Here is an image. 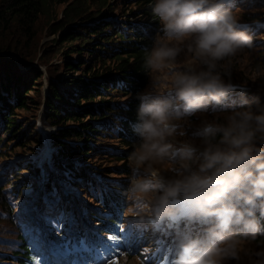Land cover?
<instances>
[{
	"label": "clouds",
	"instance_id": "9594fccd",
	"mask_svg": "<svg viewBox=\"0 0 264 264\" xmlns=\"http://www.w3.org/2000/svg\"><path fill=\"white\" fill-rule=\"evenodd\" d=\"M149 8L159 27L144 50L126 215L187 225L171 264H264V104L230 100L227 70L253 38L227 0Z\"/></svg>",
	"mask_w": 264,
	"mask_h": 264
},
{
	"label": "trees",
	"instance_id": "16d2710c",
	"mask_svg": "<svg viewBox=\"0 0 264 264\" xmlns=\"http://www.w3.org/2000/svg\"><path fill=\"white\" fill-rule=\"evenodd\" d=\"M149 1H1L0 51L16 54L20 62L30 61L33 56L39 19L45 16L48 20L54 15L55 9L63 5L61 15L54 18L52 24H48V30L50 33H58V40H54L52 44L56 45L54 53L61 55L65 72L70 75L80 73L81 76L71 81L74 87L68 91L52 85L43 109L45 124L57 127L49 134V141L55 148L52 158L57 169L61 170L59 175L74 170L78 175L83 174L81 169L77 170V160L84 164L86 169L96 166V169L100 170L99 166H93L94 163L89 161L95 160L98 154L101 159L122 162L111 171H108L107 166L101 168L107 172L105 175L129 173V167L124 162L131 151L123 145L103 146L101 139L109 141L115 134L104 129V123H98L115 116L130 114L127 109L128 96L148 83L142 67L145 50V43L141 39L143 33L139 27H130L131 22L123 20H128L130 15L138 16L133 12L131 3L137 6L135 11L142 10L147 16H152L150 8L147 7ZM113 16L116 20L110 21L109 17ZM138 22L139 20H136L135 23ZM135 34L137 43L133 41ZM19 37H22V40H19ZM84 55L90 59L85 61ZM40 77L36 73L25 76L24 72L19 73L13 60L0 58V158L5 150H8L5 154L13 152V145L27 147L31 142H35V145L42 144L33 121L30 119L20 124L16 117L19 110H28L30 103L33 104L30 92L33 90L37 93ZM106 147L114 148L116 153L110 155ZM27 164L20 160L12 165L8 164L5 170L0 169L7 174L4 181H1L3 176L0 175V240L5 242L0 244V258L11 251L13 246L24 241L21 228L16 225L19 216L6 203L4 191L9 182L12 188L17 187V182L21 185L30 182L31 186H36L35 179L31 180L20 174L26 169L33 173L30 164ZM8 175L12 181L7 178ZM20 175L23 177L21 181ZM117 188L120 191L113 195L115 204L119 203L125 190L121 186ZM38 204L34 206L39 211L47 208L41 202Z\"/></svg>",
	"mask_w": 264,
	"mask_h": 264
},
{
	"label": "rangeland",
	"instance_id": "374dc122",
	"mask_svg": "<svg viewBox=\"0 0 264 264\" xmlns=\"http://www.w3.org/2000/svg\"><path fill=\"white\" fill-rule=\"evenodd\" d=\"M0 0V5H1ZM75 1V0H74ZM107 1V0H105ZM114 3V2H112ZM149 5V4H148ZM147 5V7H148ZM63 5H59L58 8L55 9V13L53 16H50L48 20L47 17L43 16L38 21L37 26V36H36V42H35V49L33 52V56L30 61H21L18 59L16 54H10L3 51H0V58L4 60L10 59L13 60L14 63L17 64L19 73L24 72L25 76H29L32 73H36L39 76H41L40 81L38 84V91L35 93L33 90L30 92L31 100L33 101V104L30 103L28 110H19L16 114V117L20 121V124H23L24 122H27V120H32L35 127V131L39 133V135H42L41 142L44 141V136L46 134H50L51 131L55 130L56 128L51 126L50 124H45V117L44 113L45 110V102L48 98V91L50 90V87L53 85L55 86H72L74 87V84L71 83L77 76H81L80 73L77 74H68L65 72V68L62 64V58L61 55L54 53V47L56 45H53V41L58 40V33H50L48 30V24H52L54 21V18H58L60 14V10L62 9ZM134 8V6L132 7ZM253 13H256L257 16H254L256 18H264V7L257 5L254 6L252 11ZM244 14L250 15L249 10H245L242 7H240L237 11V17H242ZM148 23H152L151 19L148 21ZM145 36L144 39L147 42H151L153 36L151 35V32L149 29H145ZM258 42H253L252 50L250 49H244L235 58H232V63L228 65L227 70L230 72L231 80L234 84H240L242 87L251 90L250 94L253 96H259V98L264 102V31H262L261 34L257 35L255 38ZM19 40H22V37H19ZM74 57H72L73 59ZM78 57L76 56V59ZM183 54H181L180 60H183ZM27 59V58H26ZM83 59L85 61H88L90 58L86 55L83 56ZM23 62V63H22ZM28 79V78H26ZM68 91V90H67ZM37 103L38 105L34 104ZM40 105V106H39ZM201 116H194L191 117V119L195 123H199V119ZM46 142V140L44 141ZM35 145V142L31 144H27V147H20L13 145L11 148L15 147V150L13 152H9L5 154V150L2 155V158H0V169L5 170L6 166L10 164L11 162L15 161H25V164L27 163H34L38 166L42 165V157L48 155L50 153L51 147H49L48 142H46V145L43 147V144ZM10 148V149H11ZM9 149V150H10ZM43 150L44 155L39 156V152ZM28 165V164H27ZM121 165V162L114 163L115 167H119ZM31 166V164H30ZM32 167V166H31ZM29 168V167H28ZM20 174L24 175H33L29 173V171L26 169L22 171ZM22 175H20V180L23 179ZM26 177V176H25ZM118 180H121L122 182L127 183L128 180H125L122 175H116ZM126 181V182H125ZM75 189V188H73ZM76 194H80V199L83 201H86V197L82 195V192L78 189L75 190ZM28 197L24 201L23 199H19L18 206H14L17 208L18 214L25 212L28 208L26 206L29 203L32 202L34 197L38 194L39 190H37L36 186L31 187V190L28 191ZM93 227V226H91ZM128 264H134L132 261H130ZM228 264H236L235 261L228 262Z\"/></svg>",
	"mask_w": 264,
	"mask_h": 264
},
{
	"label": "snow or ice",
	"instance_id": "6c2138e0",
	"mask_svg": "<svg viewBox=\"0 0 264 264\" xmlns=\"http://www.w3.org/2000/svg\"><path fill=\"white\" fill-rule=\"evenodd\" d=\"M46 223L50 224L57 230V233L63 228L65 216L58 213L55 217H44ZM187 227V225H185ZM32 246H33V264H51L46 258L47 251L57 253L63 251L66 255H76V260L68 261V264H118L117 257L120 255L133 254L134 245L131 242V228L125 230L123 227L118 229V234H108L107 242L92 241L85 235L72 240L66 239L59 245L48 242L43 237V229H32ZM124 245L122 250L118 245ZM85 255L83 261L79 259L80 255ZM136 254H139L137 250ZM162 264V262H161Z\"/></svg>",
	"mask_w": 264,
	"mask_h": 264
}]
</instances>
